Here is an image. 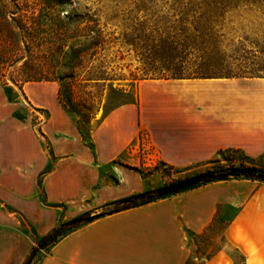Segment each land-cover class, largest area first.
Segmentation results:
<instances>
[{
    "label": "crops",
    "instance_id": "1",
    "mask_svg": "<svg viewBox=\"0 0 264 264\" xmlns=\"http://www.w3.org/2000/svg\"><path fill=\"white\" fill-rule=\"evenodd\" d=\"M57 88L56 82H26L21 87L29 107L47 113L39 124L43 134L39 137L29 116L21 119L15 114L19 102L8 100L0 86V264H22L33 246L32 233L41 237L70 215L145 192L146 181L137 171L113 162L138 128H145L154 139L157 159L173 167L205 162L218 150L233 146L222 111L214 119L209 107L193 113L189 95H182L173 98L170 116L160 115V109L152 106L150 118L142 98L137 105L115 108L91 132V150L59 104ZM191 88L181 86V91ZM223 102L221 95L213 98V104ZM41 139L53 157L50 171L42 176L49 159ZM241 147L254 154L246 145ZM108 165H112L110 178L109 172L103 175ZM240 182L253 185L244 183L229 192V182H213L80 223L38 264H233L232 251L241 255L240 264H264V183ZM251 186L242 200L244 188ZM226 204L235 207V213L224 222L219 247L198 260L187 233L205 232Z\"/></svg>",
    "mask_w": 264,
    "mask_h": 264
},
{
    "label": "rangeland",
    "instance_id": "2",
    "mask_svg": "<svg viewBox=\"0 0 264 264\" xmlns=\"http://www.w3.org/2000/svg\"><path fill=\"white\" fill-rule=\"evenodd\" d=\"M172 3V0H0V86L8 100L19 102L15 114L21 119L29 116V122L34 130L47 119L45 111L29 107L20 87L25 79L34 78L45 82L42 79H54V76L59 74L60 63L66 51H69L70 46L75 48L80 46V38L69 39L68 36L79 34L82 14L88 13L91 19L97 20L96 28L102 30L105 39L113 40L101 51H108L110 58L117 54L111 63L118 65L121 73L128 78L129 72H134L138 63L133 57L132 50L124 43L125 34L130 32L132 25L142 21L143 10L146 8L149 9L148 13H151ZM219 27L225 34L223 45L227 54L239 61H248L249 66L255 69L264 66L262 2H240L236 8L227 9ZM115 51H119L123 56L121 60L117 59L118 53ZM258 76L209 79L204 82L146 79L136 85L129 80L114 82V86L122 88L123 91L110 92L105 87L103 106L99 109L96 119L98 121L101 118L104 108L108 109L118 101L131 100L135 96L138 102L142 98L147 104L150 118L152 106L160 109V115L170 116L173 98L182 95H189L193 113L203 107H209L211 118L214 119L219 111H222L228 141L233 146L220 149L222 150L220 155L217 154L218 150L205 162L186 167H173L158 160L154 150L155 141L145 128H138L136 137L126 145L123 154L117 159V164L137 171L146 181L145 192H153L157 200L166 198L173 194L156 197V191L196 178L206 172L223 170L229 166L264 170V74L259 71ZM203 83H208L209 89L198 87ZM181 86L193 88L188 93H183ZM218 95L224 98L221 105L213 104V98ZM151 102L158 104L152 105ZM41 141L47 151L46 141L43 139ZM244 145L254 154H247L241 147ZM111 166L105 168L104 176L108 175L107 172L110 174ZM110 175L109 178L112 177ZM224 182H229L230 188H227L229 192L237 190L238 186L244 183L253 185L240 180ZM252 187L244 188L242 200L247 197ZM185 190L189 189L178 192ZM102 211L107 212L108 209L101 206L81 215H70L71 218L64 222L93 216ZM234 213L235 207L226 204L217 210L205 232L195 236L187 233L198 260L207 258L217 250L224 222L229 221ZM30 237H34L33 233ZM41 256L40 252L31 264H38ZM241 258L239 253L231 252L233 264H240ZM191 263L195 261H189V264Z\"/></svg>",
    "mask_w": 264,
    "mask_h": 264
},
{
    "label": "trees",
    "instance_id": "3",
    "mask_svg": "<svg viewBox=\"0 0 264 264\" xmlns=\"http://www.w3.org/2000/svg\"><path fill=\"white\" fill-rule=\"evenodd\" d=\"M258 1L264 4V0H172L170 6L155 12L148 13L149 9L146 8L143 10L142 21L132 25L130 32L125 34L124 43L132 50L138 63L135 71L129 72L128 78L121 73L118 65L111 63L117 54L110 58L108 51H101L113 40L105 39L102 30L96 28L97 20L84 13L80 17L79 34L68 36L69 39L80 38V46L69 47L60 63L61 71L54 79L42 80L57 83L59 104L71 116L81 140L92 150L91 132L102 119L119 106L137 105L138 102L136 96L131 100L118 101L108 109L104 108L97 121L96 115L103 106L105 87L110 92L123 91L122 88L115 87L114 82L129 80L136 85L146 79H230L259 77V71L264 74V66L255 69L249 66L248 61H239L226 53L223 45L225 34L219 27L227 9L236 8L240 2ZM115 53H118V60L123 58L119 51ZM26 82L41 80L30 78L22 81L23 84ZM35 132L39 137L43 136L39 128ZM46 152L49 165L41 172V176L50 171L53 163V157L48 150ZM221 153L222 150L217 152L218 155ZM196 178L197 181L185 189L231 180L264 183V170L229 166L223 170L203 173ZM155 200L157 198L153 196V192L135 193L103 204L102 207L108 209L107 212L80 218L85 219L84 222H90L105 214L139 207ZM78 224L59 221L47 234L33 237V246L22 264H31L40 252L42 255L47 253Z\"/></svg>",
    "mask_w": 264,
    "mask_h": 264
},
{
    "label": "water",
    "instance_id": "4",
    "mask_svg": "<svg viewBox=\"0 0 264 264\" xmlns=\"http://www.w3.org/2000/svg\"><path fill=\"white\" fill-rule=\"evenodd\" d=\"M196 181H197V178H193V179H190L188 181L179 182V183H176V184H173V185H170V186H166V187L156 191L155 196L156 197H162L164 195H167V194H170V193H174V192L179 191L181 189H185V188L189 187L191 184H193ZM83 221H85V219L76 218V219H73L72 221H70V224H78V223H81Z\"/></svg>",
    "mask_w": 264,
    "mask_h": 264
}]
</instances>
